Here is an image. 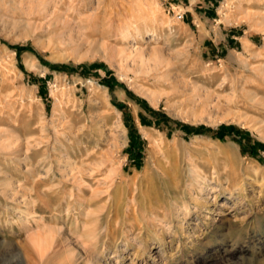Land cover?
Masks as SVG:
<instances>
[{
	"label": "rangeland",
	"instance_id": "1",
	"mask_svg": "<svg viewBox=\"0 0 264 264\" xmlns=\"http://www.w3.org/2000/svg\"><path fill=\"white\" fill-rule=\"evenodd\" d=\"M71 194L93 264H264V0H0V264H84Z\"/></svg>",
	"mask_w": 264,
	"mask_h": 264
},
{
	"label": "bare ground",
	"instance_id": "2",
	"mask_svg": "<svg viewBox=\"0 0 264 264\" xmlns=\"http://www.w3.org/2000/svg\"><path fill=\"white\" fill-rule=\"evenodd\" d=\"M143 54L144 53L141 52V55H143ZM46 177L45 178H41L40 181L38 180L39 184L46 183V181H48V180H46L44 182V180L47 179ZM40 191H35L34 194H32V193L26 194L25 193V195L23 196L24 198L27 199L26 200V205H27V207L30 208L29 211L31 210L30 211V215L36 214V210H34L35 211L34 212L32 207H36L37 209L40 208V207H38V205L36 206V204H35L36 203L35 202L36 199L39 200V199H42L44 197H48V198H51L52 200H55V201H57L59 199L67 201V197L65 196V194H63V193H65L63 191L61 193L55 194V196H52V193L48 194L47 192H43V191L40 192ZM93 198L94 197H92V199ZM109 198L112 199L111 195H110ZM70 199H72L71 201H73V202H70V201L68 202V204H67L68 208H71L72 204H76L77 206L80 207V208L79 207L78 208L81 211V214H80L79 220L76 222L75 227H73L71 225L72 227L69 226V230L77 235V240L79 241L81 246L85 250L88 251L87 253L82 252L83 255H84L83 260L85 258L84 264H93L94 263V256L97 253L98 245H99V243H100V241L102 239L101 238V232H100V230H101L100 223L102 222L104 217H103V215H99L98 213L94 214L93 212L89 211L94 206V203H93L94 200H91L93 202L90 203V200H88L89 201L88 202L85 199H83L81 196H79V195L76 196L74 194H71ZM112 211L110 212V215L112 214ZM150 212H153L152 215L155 213L153 210H151ZM110 215H108V217H106L107 227L111 223V219H109L111 217ZM136 215H137V212H135V211L126 210L124 212V218L129 219V220L132 219ZM115 216H116V214H115ZM40 220H42L43 222L46 221L44 219V217H40ZM36 221H37V219H36ZM39 222L40 221H38V223ZM123 224L125 225V222H123ZM42 225H43V227L47 226L46 223H42ZM52 228L45 229L44 232H43V230H41V232L45 233V235H42L39 232L38 234H36V233L33 234L29 238L31 249L34 252V254L36 255L37 261L35 259L32 260L31 259V254L28 251L24 250V256H25L26 264H51V263L54 264L55 261H56V258L58 257V255H57L58 252L57 251L54 252V256L52 255V257H50L49 254H52L51 253L52 249L58 248L60 245L63 246V247H71L72 241L74 239L72 237L65 236L63 234L62 229H59V228L52 229ZM132 228H133V224H132ZM125 233H127V231ZM127 234L125 236L129 237ZM55 236L61 238L60 241L57 242L55 240ZM106 236H107L108 240L112 242V244L115 243L117 241V239H118V236H119L118 229L115 228L110 233H108ZM28 237H29V235H28ZM72 249L75 250V248H73V247H72ZM63 250L65 251V249H63ZM64 254H65V252H64ZM13 257H15V258H13ZM62 258H64V257H62ZM113 258H115V256ZM15 259H16V264H24L23 260L21 258V255H19V254H16L14 256H4L2 262L4 264H12V263L14 264ZM73 261L74 260L71 261V260H67V259L64 260L63 259V261L61 263L57 262V264H74V263H72Z\"/></svg>",
	"mask_w": 264,
	"mask_h": 264
},
{
	"label": "built area",
	"instance_id": "3",
	"mask_svg": "<svg viewBox=\"0 0 264 264\" xmlns=\"http://www.w3.org/2000/svg\"><path fill=\"white\" fill-rule=\"evenodd\" d=\"M177 19H178V20L183 19V14H182V13H178V15H177Z\"/></svg>",
	"mask_w": 264,
	"mask_h": 264
}]
</instances>
